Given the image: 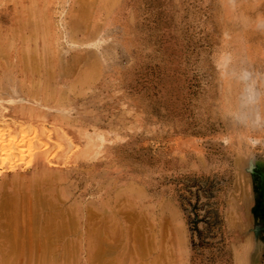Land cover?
Instances as JSON below:
<instances>
[{"label":"rangeland","instance_id":"1","mask_svg":"<svg viewBox=\"0 0 264 264\" xmlns=\"http://www.w3.org/2000/svg\"><path fill=\"white\" fill-rule=\"evenodd\" d=\"M91 1L0 0V42L20 44L19 27L38 51L29 70L0 69L6 81L25 74L34 82L14 98L1 90L0 122L10 123L3 141L27 142L26 177L38 162L33 146L49 143L54 169L75 173L42 187L64 190L68 203L130 202L142 223L155 216V230L90 258L82 249L47 248L45 256L76 258L62 264H264V0ZM19 104L34 116L15 115ZM70 137L78 146L62 151L59 141ZM4 174L0 184L11 179ZM2 212L0 225L15 220ZM37 223L24 230L39 231Z\"/></svg>","mask_w":264,"mask_h":264},{"label":"bare ground","instance_id":"2","mask_svg":"<svg viewBox=\"0 0 264 264\" xmlns=\"http://www.w3.org/2000/svg\"><path fill=\"white\" fill-rule=\"evenodd\" d=\"M20 30L21 29L19 27L14 28L12 30L13 33L21 34L20 44L17 43L14 44V42L11 41V39L6 42H0V69H3L5 76L7 75L6 74L7 71H10V67L14 68V64L21 65L20 66L21 69L20 68L19 69L21 71H25V70H29L30 64H32L33 61L37 60L36 57L38 55V51L36 49H32L34 52L29 51L30 46L28 43L30 41L26 40L28 38L29 33L28 32L21 33ZM0 36H2V33H0ZM22 42L23 43L28 42V43L23 44ZM15 50L18 51L19 56H18V62L13 63L12 61H10L11 59L10 55L12 53H15ZM45 57L44 60L46 61ZM48 61H51V59H49ZM71 61H73V58ZM49 65L51 66V64ZM45 66H46V62H45ZM45 70L47 69L45 68ZM71 71H73L72 68ZM31 72H33V70H31ZM63 72L64 71L60 72L61 75ZM47 74L48 73H46V75ZM82 77L84 79L88 78L86 75L85 77L84 75ZM7 79L8 80L6 81V78L0 77V95L1 93H4L1 92V90L5 89L8 90L6 91V95L12 98L15 97L16 90L22 92L23 91L28 92L30 90V85L34 83L32 80L30 81V83H28L27 80L25 79V74H24V78L21 79L15 78L12 74L9 75ZM38 79L39 78H37V81H39ZM77 79L76 81H78ZM91 79H92V75H91ZM79 81L81 82V80ZM69 85H71V83ZM69 89L71 90V88ZM13 101L15 102L17 100L16 99L12 100L11 103H13ZM26 106L27 105L19 104L17 108H13L15 109L14 112L15 115L22 114L23 116H27V115L34 116L35 113H33L32 111H31L32 113L28 112L27 111L28 109L25 111ZM29 109L33 110L32 108ZM36 114L39 118L45 116V114L40 112ZM2 123H6V126L4 127V124ZM9 127H10V123L7 120L4 119L2 122H0V175H5L4 173L12 174L9 182L6 181L7 183H5V181H3L2 184H0V190H4L0 193V213L1 211H3L2 213H4V211H9L10 212L9 214H12V219L15 220H13L14 224L13 221H10V224H8V226L7 224L5 226H2L3 223H1L0 225L2 229L3 227H6V231H5L6 234L5 232L1 233L3 230L2 229L0 230V237H1L0 250L2 249L7 251V255L0 257V264H20V263L27 264L30 262L62 264L69 261L74 262L76 258L75 257L72 258L73 256L68 258L65 257L64 255H54V257L53 255L51 256L49 255V257L47 258L45 256V250L49 248V249H53L55 252V248H56L57 250L69 249L72 252H76L79 249H82L87 253V258H90L91 253L94 250L97 249L107 250V249H114L119 245L121 246L129 245L130 241L127 239V236L130 233L131 234L133 233L134 236L136 235V233H140V231L151 232L155 230V223H154L155 216L153 214H150L149 216L151 218L150 221L146 220L144 223H142L143 222L141 221L142 212L139 209H135L134 207H132L131 206L132 204L130 202L129 205L128 204L124 205L123 204L124 202L119 203L116 201L114 202L111 201L110 203L106 202L103 204V203H97L96 201L93 200H89L86 201L85 203H81L80 201L77 200L78 198H75L72 199L70 203H68L60 199L61 196H64L63 194L64 190L61 191V190H57L56 188L55 191L42 187L40 181H43L45 179L57 180L58 183L60 182V186H61L62 181L71 178L75 173V171L72 170L54 169L56 166L52 158L48 160L50 155V151H49L50 145H48L49 143L46 144L38 143L37 145L35 144L36 146L34 145L33 148L30 147L35 151V154L34 153L33 154L34 155L37 154L39 156L37 159L38 162L34 164L30 176L26 177L24 175H21L20 170L23 161L20 160L21 159L20 156L22 153L23 154L26 153L25 151L28 148V146L27 148L25 147L27 142L23 139L22 140L18 139L16 141L10 142V145L8 144L9 146H5L4 143L5 141H3V138L4 135L8 132ZM88 137L91 136L87 134V137H85V141H87ZM62 140L59 141L62 151H65L67 147L68 148L70 147V149H72L75 146L76 147L78 146L77 144L74 143V140L71 137L69 139L63 138ZM88 141H90V139H88ZM91 149L92 147L88 151L86 150L83 152L88 153L91 151ZM69 152L72 151L69 150ZM73 189H75V187ZM77 190H80V188L79 189L77 188ZM84 190H86V186L84 187ZM93 190L99 191L101 190V187L100 186L95 187V189ZM74 191L76 192V189ZM65 192H69V191L65 190ZM26 219H28L29 221L33 220L35 224L37 223V221L38 222L41 221L43 223L42 224L43 226L41 225V227H44V229L38 227L37 230L39 231L32 232L33 231L32 230L26 232L27 231L26 229H28L26 227L35 225V224L34 225L31 224L33 221H30V223L26 222ZM37 224L39 226V223ZM7 227H11V228L7 230ZM32 228L34 229V227ZM121 235L123 236L124 240H122ZM27 250L28 252H26ZM15 251H17V253ZM29 252L31 253L30 255H28ZM242 261L244 262V260Z\"/></svg>","mask_w":264,"mask_h":264}]
</instances>
